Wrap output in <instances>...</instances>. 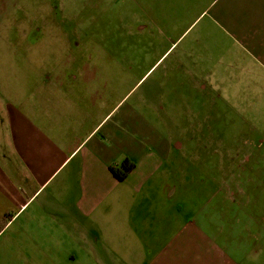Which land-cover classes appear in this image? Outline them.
<instances>
[{"label": "crops", "instance_id": "1", "mask_svg": "<svg viewBox=\"0 0 264 264\" xmlns=\"http://www.w3.org/2000/svg\"><path fill=\"white\" fill-rule=\"evenodd\" d=\"M20 1L0 0V22ZM133 21L161 53L150 68L174 54L164 68L181 74L167 85L205 91L229 69L253 105L264 84V0H133ZM21 31L12 50L24 61L0 59V256L31 259L35 247L66 264H237L178 200L187 192L186 143L157 131L138 104L121 110L125 95L78 73L81 64L63 77L26 75L40 67L26 55L54 33ZM257 149L264 156L263 142ZM125 158L134 166L120 179L113 169Z\"/></svg>", "mask_w": 264, "mask_h": 264}, {"label": "rangeland", "instance_id": "2", "mask_svg": "<svg viewBox=\"0 0 264 264\" xmlns=\"http://www.w3.org/2000/svg\"><path fill=\"white\" fill-rule=\"evenodd\" d=\"M50 2L21 0L7 11L8 19L0 22L4 36L0 59L24 61L16 47L12 50L21 30L54 33L40 40L41 51L26 55L27 63L40 66L26 75L41 76L45 71L63 77L81 64L78 73L103 78L114 97L125 95L121 110L138 104L135 110L157 131L170 130L174 143H186L187 192L185 188L178 198L184 211L206 234L216 236L237 257V264H264V156L257 149L260 141L264 143V84L256 86L251 107L244 100L249 86L231 78L229 69L205 91L192 84L167 85L166 79L180 78L181 70L164 68L174 54L167 58L164 54L150 68L161 53H154L148 38L133 31V0H54L52 6ZM17 72L12 71V79L19 77ZM31 249V259L25 252L15 261L2 254L0 264H66Z\"/></svg>", "mask_w": 264, "mask_h": 264}, {"label": "trees", "instance_id": "3", "mask_svg": "<svg viewBox=\"0 0 264 264\" xmlns=\"http://www.w3.org/2000/svg\"><path fill=\"white\" fill-rule=\"evenodd\" d=\"M134 166V163L125 158L117 168L113 169L114 173L120 178L123 179L128 172L132 169V167Z\"/></svg>", "mask_w": 264, "mask_h": 264}]
</instances>
